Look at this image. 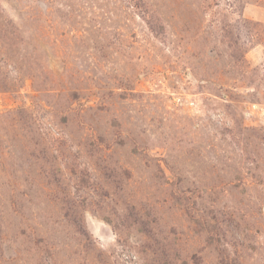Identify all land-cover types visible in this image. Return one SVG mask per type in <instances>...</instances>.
<instances>
[{"label": "rangeland", "instance_id": "obj_1", "mask_svg": "<svg viewBox=\"0 0 264 264\" xmlns=\"http://www.w3.org/2000/svg\"><path fill=\"white\" fill-rule=\"evenodd\" d=\"M0 264H264V0H0Z\"/></svg>", "mask_w": 264, "mask_h": 264}, {"label": "built area", "instance_id": "obj_2", "mask_svg": "<svg viewBox=\"0 0 264 264\" xmlns=\"http://www.w3.org/2000/svg\"><path fill=\"white\" fill-rule=\"evenodd\" d=\"M126 258H129V257H126Z\"/></svg>", "mask_w": 264, "mask_h": 264}]
</instances>
